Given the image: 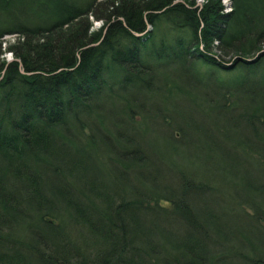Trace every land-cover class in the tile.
I'll use <instances>...</instances> for the list:
<instances>
[{
  "label": "trees",
  "instance_id": "16d2710c",
  "mask_svg": "<svg viewBox=\"0 0 264 264\" xmlns=\"http://www.w3.org/2000/svg\"><path fill=\"white\" fill-rule=\"evenodd\" d=\"M232 3L233 11L224 13L216 0L203 7L195 0H0V39L20 35L7 48L11 62L1 58L0 43V243H7L2 227L14 222L31 239L39 235L28 246L12 243L29 247L32 257L26 256L34 261L25 264H264L251 247L214 246L213 217L205 215L213 185L205 181V192L197 194L193 182L176 189L174 181L162 184L157 177L164 174L151 168V148L144 152L132 140L145 141L133 113L151 100L157 110H145L144 120L161 118L174 141L165 123L173 113L163 107L186 94L178 83L179 69H187L198 85L193 98L194 90L204 91L209 147L223 148L220 136L232 139L223 136L224 120L245 122L249 136L239 148L264 164V59L246 60L264 50V0ZM93 18L104 21L98 32L91 31ZM214 48L233 57L236 69L219 61ZM198 64L213 68L205 79L195 72ZM210 118L219 120L215 128ZM114 127L126 148L104 143ZM101 142L112 147V157L101 153ZM109 163H118L130 181L143 168L151 172L145 186L127 190L108 183ZM78 171L83 177L91 171L96 182L77 191ZM50 172L59 175L58 186ZM23 198L35 219L19 210ZM249 206L260 229L264 212ZM23 261L20 252L0 253V264Z\"/></svg>",
  "mask_w": 264,
  "mask_h": 264
},
{
  "label": "rangeland",
  "instance_id": "374dc122",
  "mask_svg": "<svg viewBox=\"0 0 264 264\" xmlns=\"http://www.w3.org/2000/svg\"><path fill=\"white\" fill-rule=\"evenodd\" d=\"M197 1L198 0H195V3H197ZM207 1L208 0H203L202 6L207 4ZM216 1L221 2L222 12L227 13L226 9L223 7V3L226 0ZM233 9L234 7L232 6L231 11L228 13H231ZM92 23L91 31L98 32L101 28H98L97 25L103 24L104 21L93 18ZM19 38L20 36L6 35L0 39L2 50L4 51V54L1 56V58H3L6 62L13 61L15 57L14 54L7 48L10 45L16 43ZM217 42L218 41L215 42L216 45H218ZM210 52L217 56L219 61H221L223 64H227L233 68L236 67L233 65V57H220V49L214 48ZM253 57H255V54L250 56V58ZM263 59L264 57L260 60ZM229 66L226 67L230 69ZM209 69L213 68L198 64L195 67V72H197L196 74L200 78L205 79V72L211 71ZM259 69H264V66H260ZM179 70L180 73L184 75V79L178 83V87L183 88L187 92L184 95L177 94L176 97L171 101L173 103H167V107L163 105V109L165 108L163 110L164 112L172 111L173 113V117L171 118L168 116L165 120V123L169 124L168 128H171V138L174 139V141L172 142L169 138L168 130L165 128L162 122H160L162 121L161 118L160 121L151 118H147L146 121L144 120L143 116L146 115V111L149 112V110L152 109L157 110L156 104L151 100L143 102L146 111L135 108L136 111L133 113L139 122L137 127L146 129L145 141L139 142L137 137H132V140L138 141L139 143L137 142V144L140 145H137V147H141L144 152H147V146L151 148L149 150L153 153V156L150 155V158L151 160L156 161V163L153 164L151 168L159 170L164 174L165 177H161V175H159L161 178L157 177L158 180H161L159 182L162 184L169 183V185H171V182L174 181L173 183H176L177 185L173 186V188L176 189L181 182L186 186L188 183L193 182L198 187L196 192L197 194L205 192V181L216 188L214 193L211 192L212 195L205 194V215L208 217H213L212 230H214V234L218 241L214 246L218 247L221 244L223 246L245 249L246 251L250 249L249 247H251L254 255L257 253L259 256L264 257V220L262 224H260L261 226H259L260 229H258V227H256L257 221L250 217V215L253 216L252 214L254 213V209L249 206L257 205L258 213L262 214L264 212V164L258 161L256 162L255 159H251V157L248 155L251 151L239 148L242 140H246L245 135L249 136L248 123L243 122V126L238 125L239 127H237L234 126V124L240 123L239 121H232V119H230L231 121L227 119L224 120L226 121V124L223 123L225 126V129H223L226 131V133L223 134V136L230 135L232 139L220 136L223 148H210L206 141V139L210 137L209 130L207 129L209 126L205 124L206 103L205 100L201 99L202 96H205L204 91L194 90L193 93L196 97V99H194L192 96V89L197 88L198 85L194 82L193 77L188 74L189 72L187 69ZM232 75L234 74H227L228 77H231ZM130 94L135 96L136 93L131 92ZM115 119L117 120V118ZM216 121L219 120L215 118L209 119V123L213 127ZM177 126L183 128L185 133L183 137L182 134L178 132ZM108 128H111V126ZM86 131L89 133V129ZM213 132L219 135L217 131L213 130ZM136 133H138L136 135L141 138V133L139 134V130H137ZM107 135L108 136L105 137L107 140L103 139L104 143L107 142L112 147L118 149H122L123 145L125 148L127 147L128 142L119 138L118 134L116 133V128L115 131L113 129L108 130ZM236 142H238V144H235ZM257 146L262 148V145L257 144ZM100 147L101 153H108L109 158L113 156V150L110 149L112 147H103L102 142ZM99 148L97 149L99 150ZM106 157L107 156L104 155L105 159ZM92 158L96 159L97 161L98 155H93ZM55 166L57 165L55 164ZM108 166L113 168V173L107 178L108 183L113 184L114 186L121 185L127 190L131 189L132 185H138L140 183H143V186H145V174L147 172H151L150 169L147 171L146 168H143L141 170L143 175L141 177L136 176L137 179H131L130 181L127 178H131V175L129 173L126 174L125 172L127 171H115L117 167L119 168L118 163H109ZM119 176H123L124 180L119 178ZM50 177L53 179L54 185L58 186L60 180L59 175L50 172ZM180 178L184 182L180 181ZM75 180L77 182V191H79L78 187L88 188V186H90V181L96 182L95 174L91 173V171H88L87 175L84 177L83 174L78 171L75 176ZM118 181H124V183L118 184ZM201 187H203L204 191L201 189ZM214 194H217V196H214ZM75 195L77 194L75 193ZM23 200H21V206L19 207V210L23 211L25 216L35 219L34 213L32 214L28 209V204L25 202L26 200ZM55 206L59 207L60 205L58 204ZM5 214H7V212ZM8 214L12 218V214ZM55 215L60 216V213H56ZM22 218L23 216H20V218L18 216L15 218V220H22ZM6 225L7 226H3L1 230L3 231V236H6L3 239L7 241V243H0V253L20 252V254H23L25 258V261H23L22 264H25L26 262L33 263L34 260L31 258L32 254L29 250V247L22 249L19 248L20 246L18 245H27V243L30 244V242H35V237L39 238V235L34 234V236L32 235L31 239V237H28L29 233L27 232L26 228L24 229L23 227H19L17 224H14V222L11 223V225ZM34 226L36 225L34 221H32L29 227L31 228ZM12 243H16L18 245L15 247ZM38 245H40L41 250H45L46 247H44L41 243ZM45 251L47 252L48 249L46 248ZM26 254L31 257H27ZM207 258H209V255Z\"/></svg>",
  "mask_w": 264,
  "mask_h": 264
},
{
  "label": "bare ground",
  "instance_id": "6f19581e",
  "mask_svg": "<svg viewBox=\"0 0 264 264\" xmlns=\"http://www.w3.org/2000/svg\"><path fill=\"white\" fill-rule=\"evenodd\" d=\"M207 2H208V1H207ZM202 3H203V0H198L197 3H196V7H199V5H202ZM232 6H233L232 0H226V1H224V3H223V7L226 9V12H227V13L231 11ZM102 26H104V23L101 24V25H97L98 28H99V27L102 28ZM7 35L19 36L18 33L7 34ZM5 36H6V35H5ZM3 37H4V36H3ZM3 37H2V38H3ZM215 42H216V41H215ZM217 43H218V42H217ZM95 44H96V43H92V44L88 45L87 47L92 46V45H95ZM233 69H235V68H233V67L230 68V71H232ZM216 149H217V148H216ZM116 169L122 172V170H120L118 167H117Z\"/></svg>",
  "mask_w": 264,
  "mask_h": 264
},
{
  "label": "water",
  "instance_id": "95a60500",
  "mask_svg": "<svg viewBox=\"0 0 264 264\" xmlns=\"http://www.w3.org/2000/svg\"><path fill=\"white\" fill-rule=\"evenodd\" d=\"M264 56V50H262V51H260L257 55H256V57H254V58H252V59H246L248 62H250V63H254V62H256L257 60H259L260 58H262ZM22 72H24V70L22 69L21 70Z\"/></svg>",
  "mask_w": 264,
  "mask_h": 264
}]
</instances>
